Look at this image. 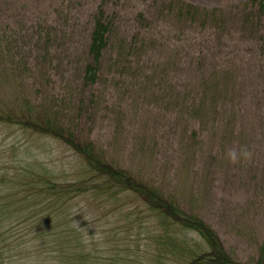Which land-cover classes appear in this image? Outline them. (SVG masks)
Instances as JSON below:
<instances>
[{"label":"rangeland","instance_id":"374dc122","mask_svg":"<svg viewBox=\"0 0 264 264\" xmlns=\"http://www.w3.org/2000/svg\"><path fill=\"white\" fill-rule=\"evenodd\" d=\"M162 1L0 0V106L26 99L58 110L80 139L176 194L229 254L256 264L264 243V15L255 0H183L223 18L183 26L161 12ZM100 7L115 27L90 84L85 66ZM241 147L250 158L231 163L228 149ZM30 151L72 180L78 161L66 146L0 123V176H14ZM90 204L71 215L89 248L101 258L109 249L135 251L136 231H122L119 216L105 218ZM134 206V217L147 216Z\"/></svg>","mask_w":264,"mask_h":264},{"label":"trees","instance_id":"16d2710c","mask_svg":"<svg viewBox=\"0 0 264 264\" xmlns=\"http://www.w3.org/2000/svg\"><path fill=\"white\" fill-rule=\"evenodd\" d=\"M253 4L263 16L264 0ZM161 7L166 17L183 26L199 22L207 25L211 17L223 22L219 11L200 9L183 0H163ZM140 18L146 20L144 14ZM114 27V18L100 7L88 46L86 83L98 81ZM199 106L202 114L206 113L204 103ZM0 123L59 141L78 161L69 180L64 171L56 173L30 151L14 176L9 171L0 176V264H243L228 253L211 225L183 209L176 194L126 169L91 141L80 139L62 123L58 110L24 99L15 108L0 106ZM83 200L91 202L90 209H104L105 218L119 216L125 222L122 231H136L135 251L130 252V248L122 255L109 249L101 258L91 250L71 218ZM135 200L146 217L137 218L128 211ZM137 206L131 209L136 211ZM79 211L88 213L85 209ZM21 225L24 233L10 241L12 236L8 234ZM256 264H264V243Z\"/></svg>","mask_w":264,"mask_h":264},{"label":"clouds","instance_id":"9594fccd","mask_svg":"<svg viewBox=\"0 0 264 264\" xmlns=\"http://www.w3.org/2000/svg\"><path fill=\"white\" fill-rule=\"evenodd\" d=\"M250 156L251 153L244 147H241L240 149L230 148L227 151V158L233 164L238 163L242 158H250Z\"/></svg>","mask_w":264,"mask_h":264}]
</instances>
